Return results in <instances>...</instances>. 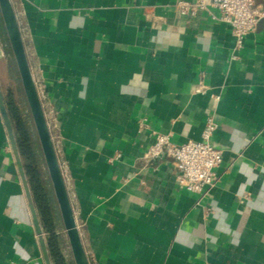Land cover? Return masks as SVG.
Wrapping results in <instances>:
<instances>
[{
  "label": "crops",
  "instance_id": "crops-1",
  "mask_svg": "<svg viewBox=\"0 0 264 264\" xmlns=\"http://www.w3.org/2000/svg\"><path fill=\"white\" fill-rule=\"evenodd\" d=\"M12 1L90 263L264 264V17L239 49L179 0ZM210 114L223 161L193 193L145 154L153 132L200 141ZM56 233L68 258L60 215ZM0 264H45L1 115Z\"/></svg>",
  "mask_w": 264,
  "mask_h": 264
},
{
  "label": "water",
  "instance_id": "water-1",
  "mask_svg": "<svg viewBox=\"0 0 264 264\" xmlns=\"http://www.w3.org/2000/svg\"><path fill=\"white\" fill-rule=\"evenodd\" d=\"M0 17L14 59L22 89L40 146L46 173L58 207L74 264H91L85 250L75 212L69 197L54 139L47 121L43 102L28 60L22 30L12 0H0ZM0 115L5 127L10 149L21 181L31 220L37 235L45 264H53L47 236L35 203L17 134L11 120L4 91L0 84Z\"/></svg>",
  "mask_w": 264,
  "mask_h": 264
},
{
  "label": "built area",
  "instance_id": "built-area-1",
  "mask_svg": "<svg viewBox=\"0 0 264 264\" xmlns=\"http://www.w3.org/2000/svg\"><path fill=\"white\" fill-rule=\"evenodd\" d=\"M256 0H179L175 8L182 16H195L207 12L231 27L235 47L242 48L246 37L251 34L264 11L256 5ZM212 10L219 12L216 15ZM204 86L194 85V92H202ZM217 129L213 115H208L202 139L176 144L171 135L153 132L154 142L145 154V159L170 158L177 169L176 180L180 187L189 192L204 194L218 183L215 169L223 161V153L217 149L212 138Z\"/></svg>",
  "mask_w": 264,
  "mask_h": 264
},
{
  "label": "trees",
  "instance_id": "trees-1",
  "mask_svg": "<svg viewBox=\"0 0 264 264\" xmlns=\"http://www.w3.org/2000/svg\"><path fill=\"white\" fill-rule=\"evenodd\" d=\"M4 32L0 17V33ZM7 108L13 122L19 147L25 162L28 178L33 191L36 206L39 210L44 230L48 235V245L55 264H73L71 254L65 258L63 234H57L59 228V212L53 197L52 187L44 182L45 166L43 159L33 147L34 129L30 122L27 108L17 104L12 96L6 100Z\"/></svg>",
  "mask_w": 264,
  "mask_h": 264
},
{
  "label": "rangeland",
  "instance_id": "rangeland-1",
  "mask_svg": "<svg viewBox=\"0 0 264 264\" xmlns=\"http://www.w3.org/2000/svg\"><path fill=\"white\" fill-rule=\"evenodd\" d=\"M8 48H9V45H8ZM10 65H11L12 73L10 74L9 77L3 79V91H4V94H5V98L7 100V98L9 96H12L14 101L17 104H19L21 107L27 108V111L29 113L28 106H27V103H26V99H25V96H24V92H23V89H22L21 81H20V78H19V74H18L16 65H15L14 59L12 57V54H10ZM29 116H30V114H29ZM30 122L32 124L31 117H30ZM32 128L34 129L33 124H32ZM32 139H33V147H34V149H36L38 155H40L41 158H42L40 146L38 144V140H37V136H36L35 131H34ZM45 171H46V169H45ZM44 176H45L44 182L46 184H49L50 180H49L48 175H47L46 172L44 173Z\"/></svg>",
  "mask_w": 264,
  "mask_h": 264
}]
</instances>
